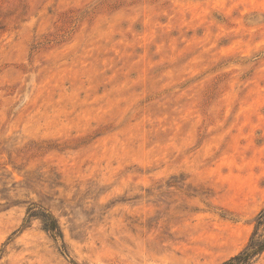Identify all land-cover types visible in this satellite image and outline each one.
<instances>
[{"label":"rangeland","instance_id":"obj_1","mask_svg":"<svg viewBox=\"0 0 264 264\" xmlns=\"http://www.w3.org/2000/svg\"><path fill=\"white\" fill-rule=\"evenodd\" d=\"M262 209L264 0H0V264H220Z\"/></svg>","mask_w":264,"mask_h":264},{"label":"trees","instance_id":"obj_2","mask_svg":"<svg viewBox=\"0 0 264 264\" xmlns=\"http://www.w3.org/2000/svg\"><path fill=\"white\" fill-rule=\"evenodd\" d=\"M39 221L41 228L53 240L61 239V231L56 219L48 211L30 204L26 209L24 227L31 221ZM264 253V209L253 220V229L245 246L235 255L220 264H255Z\"/></svg>","mask_w":264,"mask_h":264}]
</instances>
